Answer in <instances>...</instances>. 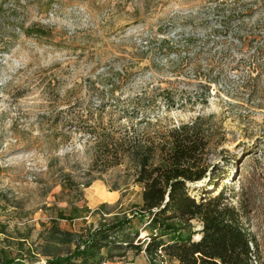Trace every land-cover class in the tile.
<instances>
[{
	"label": "rangeland",
	"instance_id": "1",
	"mask_svg": "<svg viewBox=\"0 0 264 264\" xmlns=\"http://www.w3.org/2000/svg\"><path fill=\"white\" fill-rule=\"evenodd\" d=\"M261 35L264 0H0V264L29 252L46 264L126 217L121 241L149 242L129 162L96 166L91 133L135 124L160 137L198 118L213 134V189L243 203L264 264ZM191 188L200 201L206 182ZM74 206L73 222L59 220ZM125 246L104 264H156Z\"/></svg>",
	"mask_w": 264,
	"mask_h": 264
},
{
	"label": "trees",
	"instance_id": "2",
	"mask_svg": "<svg viewBox=\"0 0 264 264\" xmlns=\"http://www.w3.org/2000/svg\"><path fill=\"white\" fill-rule=\"evenodd\" d=\"M238 39L244 42L243 38ZM257 43L254 57L260 61L264 59L263 35ZM207 79L209 84H218L217 80ZM91 135L96 166L102 164L111 169L129 162L128 171L143 189V204L136 216L141 221L148 219V228L155 233L149 242L140 239L139 246H134L133 241H121L119 233L129 229L132 222L126 217L81 235V243L73 252L48 258L46 264H104L114 257V247L121 250L125 244L136 249L144 246L151 261L163 248L177 264H262L257 237L245 222L243 203L242 209L232 204L229 187L219 188L217 195L210 193L217 185L215 169L208 163L213 134L203 118L175 127L160 137L141 132L135 124L125 129L99 125ZM202 182H206V188L198 201L191 186ZM75 209L74 206L68 216L61 211L59 220L73 222ZM194 221L202 224L199 232L194 231ZM196 236L200 238L196 240ZM135 238H140V233ZM104 249H108L107 258L102 255ZM25 257L37 260L29 252L20 258L4 257L2 264H33L27 263Z\"/></svg>",
	"mask_w": 264,
	"mask_h": 264
},
{
	"label": "built area",
	"instance_id": "3",
	"mask_svg": "<svg viewBox=\"0 0 264 264\" xmlns=\"http://www.w3.org/2000/svg\"><path fill=\"white\" fill-rule=\"evenodd\" d=\"M155 258H154V263L156 264H174L171 262L170 258L168 257V255L165 253V251L163 250V248H161L156 254H155Z\"/></svg>",
	"mask_w": 264,
	"mask_h": 264
},
{
	"label": "crops",
	"instance_id": "4",
	"mask_svg": "<svg viewBox=\"0 0 264 264\" xmlns=\"http://www.w3.org/2000/svg\"><path fill=\"white\" fill-rule=\"evenodd\" d=\"M82 209V208H81ZM91 210V208H88L85 211H81L80 208H78V212H80L81 217H83V220H87L89 218H87V216L89 215V211Z\"/></svg>",
	"mask_w": 264,
	"mask_h": 264
},
{
	"label": "bare ground",
	"instance_id": "5",
	"mask_svg": "<svg viewBox=\"0 0 264 264\" xmlns=\"http://www.w3.org/2000/svg\"><path fill=\"white\" fill-rule=\"evenodd\" d=\"M228 182V181H227ZM229 183V182H228ZM211 192H213V194L214 195H217L218 193H219V189H213V188H211V190H210ZM111 196H114L115 195V193H109ZM106 197H104V199H105ZM102 199V198H101ZM103 199V200H104ZM108 200H112V198H108ZM198 238H200V236H197L196 237V239H198Z\"/></svg>",
	"mask_w": 264,
	"mask_h": 264
}]
</instances>
